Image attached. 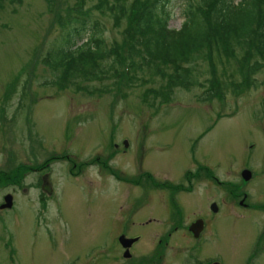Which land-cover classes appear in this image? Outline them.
<instances>
[{
    "label": "rangeland",
    "instance_id": "rangeland-1",
    "mask_svg": "<svg viewBox=\"0 0 264 264\" xmlns=\"http://www.w3.org/2000/svg\"><path fill=\"white\" fill-rule=\"evenodd\" d=\"M98 2L85 0L83 10L111 52L105 71L114 49L116 67L101 80L65 83L56 78L49 53L76 26L58 20L78 0L0 3V174L21 168L26 175L0 185V205L5 195L14 198L12 210L0 209V264H211L218 254L224 264H264V236L255 247L264 225V65L244 77L252 59L236 50L190 65L194 85H173L171 68L149 75L139 67L142 58L125 54L133 27L111 15L114 0L103 11ZM182 22L173 1L168 26L179 29ZM213 164L219 184L209 174ZM32 167L46 168L30 173ZM244 169L252 172L245 182ZM46 172L50 182L60 177L55 198L62 215L40 190ZM185 179L193 180L194 190L179 194L188 210L181 215L184 226L200 204L206 212L211 202L220 209L210 223L220 242L207 230V244L195 252L169 200ZM129 201L134 208L126 215ZM122 234L142 237L130 260L117 242Z\"/></svg>",
    "mask_w": 264,
    "mask_h": 264
},
{
    "label": "trees",
    "instance_id": "trees-1",
    "mask_svg": "<svg viewBox=\"0 0 264 264\" xmlns=\"http://www.w3.org/2000/svg\"><path fill=\"white\" fill-rule=\"evenodd\" d=\"M173 1L179 2L183 18L179 29L168 26ZM84 2L78 0L66 19L59 18L62 26L72 22L76 26L67 30L59 49L49 53L52 67L58 71L56 78L63 83L101 80L102 74L115 68L118 61V50L114 49L116 56L112 55L113 62L105 71L103 60L110 58L111 52L105 46L102 29L86 18ZM107 2L97 3L101 11ZM108 10L117 21L127 20L129 28L133 27V32H128L131 52L125 54L142 58L139 67L145 66L149 75H163L166 67L171 68L173 85H194L190 65L199 60L211 62L236 50L252 59L244 77L249 79L264 65V0H114ZM85 36L86 41L77 46ZM12 172L0 174L2 187L21 177V168Z\"/></svg>",
    "mask_w": 264,
    "mask_h": 264
},
{
    "label": "flooded vegetation",
    "instance_id": "flooded-vegetation-1",
    "mask_svg": "<svg viewBox=\"0 0 264 264\" xmlns=\"http://www.w3.org/2000/svg\"><path fill=\"white\" fill-rule=\"evenodd\" d=\"M186 178V177H185ZM122 183H125V182H122ZM185 183L187 184V185H189V187L190 188H192V184H193V180L192 179H189V181L187 182L186 181V179H185V182H183V183H179V185L178 186H176L177 188H175V190H172L171 191V193H170V197H169V200H170V204L172 205V207H173V209H174V211H175V209H181V207L179 206V205H181V203H180V201L178 202L177 200H180V196H178L180 193H181V191H183L184 192V187H185ZM167 187H169L168 185H167ZM130 188H140V187H138V186H130ZM171 188V187H170ZM173 189V188H172ZM181 189H183V190H181ZM169 190V189H168ZM186 192V191H185ZM233 199H234V197H232ZM134 198H131V200L133 201V202H136L137 201V199H141V198H139V197H137V199H134ZM131 201H129V203H130ZM133 202H131V203H133ZM130 203V205L128 206V210H127V213L128 214H126V215H129L131 212H132V210H133V205ZM212 204V203H211ZM240 206H243V207H246V206H244L243 205V203L241 204H239ZM200 206H202V208L201 209H198L199 210V212L197 213V216L193 219V220H191V221H189L188 222V224L186 225V226H184L183 225V222H182V220H180L179 219V217H178V212H176V216L178 217V222H179V227L180 228H183V229H185L187 232H189L188 231V228H189V226L191 225V224H193L194 222H196L197 220H201L202 222H203V225H202V229H201V231H200V234H199V236H198V238H194L193 236H192V234L189 232V235H191V238L193 239V240H195V243L196 242H199V241H201V240H203V238H205L204 237V234H205V232L208 230V232L212 229V227L214 226V225H211L210 223H211V220H212V217L213 216H216V215H218L220 212V210L219 211H217L216 213H212V212H206V211H204L203 210V208L204 207H206V205H205V203L202 205V204H200ZM233 207H234V205H233ZM123 209H124V207L123 206H119V212L121 213V211H123ZM211 209H210V206H209V211H210ZM132 214V213H131ZM262 223L264 224V218H263V221H262ZM175 231H169L168 233H167V236L168 237H170L173 233H176V230H177V228H175L174 229ZM263 236H264V225H263V232L260 234V238H263ZM166 244H165V246H167V242H165Z\"/></svg>",
    "mask_w": 264,
    "mask_h": 264
},
{
    "label": "water",
    "instance_id": "water-1",
    "mask_svg": "<svg viewBox=\"0 0 264 264\" xmlns=\"http://www.w3.org/2000/svg\"><path fill=\"white\" fill-rule=\"evenodd\" d=\"M243 177H244V179L248 180L249 177H250V174H249L248 172H245V173L243 174ZM43 180H44V182H43V185H42V190H43V192H45V193H47L48 195H50V194H51V188H50V185H49V183H48V181H47V178L44 177ZM4 201H5V203L0 207L1 210H3V209H8V208H11V207H12V197H11L10 195H9V196H6V197L4 198ZM119 242L121 243V245H122L123 247L127 248V247H130L131 244H132L134 241H133V240H126V239H124V237H121V238L119 239ZM124 256H125L126 258H128V257H129L128 252H126Z\"/></svg>",
    "mask_w": 264,
    "mask_h": 264
}]
</instances>
